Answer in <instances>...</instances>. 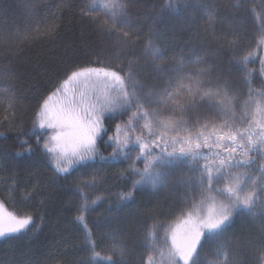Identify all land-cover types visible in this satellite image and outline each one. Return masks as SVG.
<instances>
[{
  "label": "trees",
  "instance_id": "obj_1",
  "mask_svg": "<svg viewBox=\"0 0 264 264\" xmlns=\"http://www.w3.org/2000/svg\"><path fill=\"white\" fill-rule=\"evenodd\" d=\"M89 1L0 0V202L8 212L32 217L27 230L0 238V264H109V258L110 264H171L172 229L220 205L229 220L215 232L205 230L194 259L207 239L226 236L235 239L236 249L225 250L224 264H264V175L248 193L247 207L223 192L231 176L264 172V146L257 141L250 149L245 141L230 156L215 146V133L245 128L256 106L264 109V0H176L175 8L168 0H120L125 37L88 14ZM146 39L160 46L162 62H144ZM92 67L118 72L128 99L123 102L103 77L78 86L93 102L107 93L116 104L98 111L102 130L91 159L59 173L56 154L44 147L54 130L39 128L38 113L72 72ZM129 75L177 110L172 120L178 128L156 138L162 130L157 132ZM197 82L200 91L211 88L225 103L190 95ZM161 111L163 121L170 120ZM201 131L215 138L212 146L201 147L197 159L181 156L173 137L195 139ZM125 134L128 144L118 146L115 140ZM141 147L145 157L135 162L131 156ZM156 158L177 162L167 190L161 193L160 181L134 187L146 162ZM221 158L235 166L217 173ZM205 165L213 170L211 190ZM209 194L214 201L205 198ZM89 237L100 254L95 261Z\"/></svg>",
  "mask_w": 264,
  "mask_h": 264
},
{
  "label": "snow or ice",
  "instance_id": "obj_2",
  "mask_svg": "<svg viewBox=\"0 0 264 264\" xmlns=\"http://www.w3.org/2000/svg\"><path fill=\"white\" fill-rule=\"evenodd\" d=\"M101 8H107V5L101 4ZM93 10H97L95 4ZM113 23H117L115 19V13H113ZM264 44V40H261ZM151 55L154 59L159 57V50L156 48L151 49ZM95 76L97 80L101 77L104 78L106 84L111 83L113 89L117 92L118 97H122L123 102H127L128 94L124 89V79L118 72L111 71L104 67H92L81 69L79 71L72 72L67 79H65L61 86L54 92L48 95L44 100L41 110L38 113L39 117V128L40 129H52L54 134L51 136L52 143H46L45 149L48 153H55L54 166L56 171L59 173L69 172L70 167L73 163L82 162L86 159H91L92 153L94 152V146L96 138L101 132V121L98 111L111 110L115 107L116 101L113 100L107 93L104 94L103 100L97 98L96 102H93L86 92L79 90L78 86L85 80ZM202 85L197 82V91L193 93L191 88L188 89L190 95H199L201 99L207 98L209 101L216 99L220 103H225V100L219 96V93L213 92L211 88H204L200 91L199 88ZM58 93H62L58 96ZM230 106V101L227 102ZM99 106V107H98ZM245 115H248L247 111ZM259 116V118H258ZM145 119V128L152 133V125L147 120V113L141 117ZM244 123V121H241ZM248 126L245 128L232 129L229 128L227 132L215 133L216 136V147H222L229 156L234 153L237 148L244 149V142H247L248 147L251 149L256 146L257 141L260 145L264 146V109L258 104L256 106V114H253L251 119L247 122ZM160 126L165 130L157 136L160 139L166 134V130L172 128H178L179 125L175 121L167 120L161 121ZM254 128H259L261 131L256 132ZM117 133L119 134V126H117ZM179 136V133H177ZM239 138V139H238ZM138 143L140 137L136 138ZM210 136L203 131L197 133L195 139L191 134L180 136L179 139L173 137L175 143H181L179 149L181 156L190 155L193 159L200 157L198 151L201 147L209 148L212 145L209 143ZM221 141H228L227 144H221ZM115 143L120 145H127L128 139L127 134L125 138L120 140L117 138ZM141 153L145 151L144 147H141ZM243 155H247V152H242ZM226 158L219 160V165L215 169L217 173L221 169L234 167L235 165L229 160L225 162ZM161 165L170 163V161L163 158L160 159ZM149 167L146 166L144 173L141 174V179L136 181V185L141 183H152L157 184L160 180L158 173H150ZM206 169L207 182L209 190L213 183V170L204 166ZM221 176H216L215 179H221ZM242 177L231 176L228 178V184L230 186L223 189V192L228 197L234 199L237 204H242L247 207L251 202V195L245 196L241 199V192L243 191L240 187ZM203 183V181H201ZM254 183V181H253ZM132 193H128L127 197H131ZM206 199L213 200L210 194L205 197ZM230 213L224 205H220L219 210L211 211L206 217L197 218L193 220L192 216L189 215L181 225H177L171 232V250L169 257L171 264H198L194 259L198 246L201 244L202 237L207 232H215L222 228L225 223L229 220ZM83 221V217L79 218ZM32 224L31 216H18L14 213L8 212L3 202H0V238L19 234L29 228ZM88 239L90 249L93 251L92 259L95 261L100 257V254L95 252V245L91 238ZM152 257H148V261L151 262ZM110 264V258H109Z\"/></svg>",
  "mask_w": 264,
  "mask_h": 264
},
{
  "label": "rangeland",
  "instance_id": "obj_3",
  "mask_svg": "<svg viewBox=\"0 0 264 264\" xmlns=\"http://www.w3.org/2000/svg\"><path fill=\"white\" fill-rule=\"evenodd\" d=\"M168 2H169V5L170 6L172 5L173 8L176 7V3H177L176 0H168ZM94 4L97 10H93ZM101 4L107 5V8H101L100 7ZM86 11L90 15L100 16L106 23L110 25V27L113 30H115L116 32L117 31L120 32L118 34L125 37L126 34H124V32L121 31V29H124V28L118 24V22H120V19L122 18L120 0H90L87 5ZM113 13H115V19L117 20V23H113ZM151 40H148V39L145 40L147 41L144 44V47H147V53H146L147 57L145 56L143 60L146 63L154 62L155 60L158 62L160 61L162 62L164 60L163 51L156 42L151 41ZM153 48H156L159 50L160 58L154 59L152 57L151 49ZM127 79L129 80L128 81L129 85L134 90L137 91L136 93L138 94L139 98L146 99L145 105L148 104V111H150V114L148 115V117L151 118V120L153 121V125L155 124L158 125L157 132L161 130L164 131V129L160 126V117H161V120L163 121L165 114L161 110H164L165 113L168 114V117L171 121H173L172 115L178 114L177 110H175L165 100L161 99L160 96L157 97V95H154V96L152 95L153 96L152 97L151 95H149L147 87H145L144 85H139L136 78L129 75ZM87 83H88V80H85L80 85L83 88ZM150 94H151V90H150ZM169 130L171 131L172 128H170ZM213 139L215 138L210 136L209 140L213 141ZM145 154L146 153L144 151L143 154L140 152L139 155H136L134 157L131 156V157L135 160V162H138L140 159H144ZM114 156H115V160H120V152L115 153ZM122 157L124 159L130 158L128 153H123ZM160 159L161 158H156L154 161L148 160V162H146L145 164V168L146 166H150L149 167L150 173H158L160 176H162V178H160L159 180L160 183L157 185V187L160 188L161 193H163L170 186V183H169L170 180L175 178V169H176L177 162L171 159H165V160L170 161V163L161 165L159 163ZM262 175H264L263 171H260L259 169H253L241 180L240 187L243 190L241 192L242 199L245 196H247L248 193L254 190L258 182V179ZM81 183L83 182L81 181ZM144 186H148V187L150 186V188H152L153 184L144 183ZM235 246H236L235 239L231 238V240H229V238L226 236H222L220 239V242L218 240L213 241V240L207 239L203 248L198 252L196 256L197 262L198 264H224V254L226 253L225 250H229V249L232 250L233 248L235 250L236 249Z\"/></svg>",
  "mask_w": 264,
  "mask_h": 264
}]
</instances>
